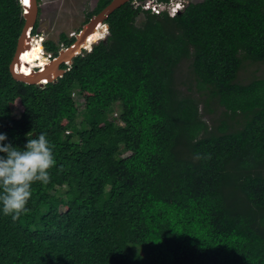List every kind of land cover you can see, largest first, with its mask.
Returning a JSON list of instances; mask_svg holds the SVG:
<instances>
[{
    "label": "trees",
    "instance_id": "1",
    "mask_svg": "<svg viewBox=\"0 0 264 264\" xmlns=\"http://www.w3.org/2000/svg\"><path fill=\"white\" fill-rule=\"evenodd\" d=\"M105 23L62 77L27 85L9 71L23 6L0 0V132L18 146L45 132L56 160L29 211L0 214V264H264V75L242 80L264 65V0L173 17L130 1Z\"/></svg>",
    "mask_w": 264,
    "mask_h": 264
},
{
    "label": "clouds",
    "instance_id": "2",
    "mask_svg": "<svg viewBox=\"0 0 264 264\" xmlns=\"http://www.w3.org/2000/svg\"><path fill=\"white\" fill-rule=\"evenodd\" d=\"M102 25L107 26V31L100 33L97 41L104 40L108 35V25L105 22ZM36 28L37 25L34 27L35 34H32L33 30L31 32V38H34L35 35L39 36V33H36ZM78 33L79 31L76 35ZM68 38L75 40V37L68 36ZM40 45L42 46V56L45 57L48 53L44 51L42 42ZM92 46L89 49L83 48L82 53L83 51L90 52ZM66 47L63 43L60 44L58 52ZM38 68L40 67L32 69L37 70ZM78 102L82 105L83 100L77 99ZM53 147L45 132L27 137L22 146L12 144L8 140L7 133L0 132V214L10 215L15 220L22 213L29 211L26 205L31 196L33 184L36 182L47 184L50 176L49 170L56 165Z\"/></svg>",
    "mask_w": 264,
    "mask_h": 264
},
{
    "label": "water",
    "instance_id": "3",
    "mask_svg": "<svg viewBox=\"0 0 264 264\" xmlns=\"http://www.w3.org/2000/svg\"><path fill=\"white\" fill-rule=\"evenodd\" d=\"M29 1L31 5L29 4V6H23L25 10L23 13L24 26L18 38L15 54L10 64L9 71L12 78L16 82L43 87L45 83L54 82L58 78L62 77L66 70L62 69L61 66L64 64L70 66L72 59L82 54V50L85 48L84 44H86V40L90 33L98 32L100 34L104 32L103 28L100 26H103L102 24L115 10L131 0H111L108 5H106L95 16L91 17L90 20L81 28L71 45L61 49L57 56L45 66L40 67L37 70L32 69L31 73L23 75L19 72V59L26 47L25 42L29 39L32 30L36 26L37 16L39 13L37 0ZM40 31L41 27L37 26L36 33H40Z\"/></svg>",
    "mask_w": 264,
    "mask_h": 264
},
{
    "label": "rangeland",
    "instance_id": "4",
    "mask_svg": "<svg viewBox=\"0 0 264 264\" xmlns=\"http://www.w3.org/2000/svg\"><path fill=\"white\" fill-rule=\"evenodd\" d=\"M189 1L194 3L200 2L201 0ZM97 2L98 0H37L39 13L36 25L41 27L39 38L41 37L42 43L45 40H53L56 42L59 40V36L62 33L69 37L71 34L77 33L87 23V17L94 10ZM140 20L141 19H138V21ZM254 73L264 75V65L247 62L245 70L242 72V80H245L246 77ZM178 77L186 86L189 84L188 81H194L192 77H190L187 62L180 66ZM193 85H191V87L195 90ZM181 89L186 91L185 87H181ZM78 104L79 108H81L80 102H78ZM214 110V115H205L204 119L210 121L211 118L221 113V109L216 106H214ZM126 155L127 154H125V156Z\"/></svg>",
    "mask_w": 264,
    "mask_h": 264
},
{
    "label": "bare ground",
    "instance_id": "5",
    "mask_svg": "<svg viewBox=\"0 0 264 264\" xmlns=\"http://www.w3.org/2000/svg\"><path fill=\"white\" fill-rule=\"evenodd\" d=\"M25 6H29L30 1L26 0L24 2ZM31 5V4H30ZM100 34L97 32L90 33L89 37L86 40L85 48L89 49L92 44H94ZM26 47L24 48L20 59H19V72L23 75L29 74L32 72V68L34 67H43L46 65V61L42 56V47L40 45V41L34 38L29 37V39L25 42Z\"/></svg>",
    "mask_w": 264,
    "mask_h": 264
},
{
    "label": "built area",
    "instance_id": "6",
    "mask_svg": "<svg viewBox=\"0 0 264 264\" xmlns=\"http://www.w3.org/2000/svg\"><path fill=\"white\" fill-rule=\"evenodd\" d=\"M25 1L26 0H20L22 6L25 5ZM190 2L191 1L189 0H131V3L135 8L140 7L142 10L148 11L155 15L166 13L170 17L175 16L179 11L183 10L186 5ZM101 28H103L104 31H107V26H101ZM70 37H76V33L71 34ZM40 38L38 35L34 36V39H38L41 43L42 41ZM61 47H63V45H61ZM53 59L54 56H52V54L50 53L46 54V56L44 57L46 63L50 62Z\"/></svg>",
    "mask_w": 264,
    "mask_h": 264
},
{
    "label": "flooded vegetation",
    "instance_id": "7",
    "mask_svg": "<svg viewBox=\"0 0 264 264\" xmlns=\"http://www.w3.org/2000/svg\"><path fill=\"white\" fill-rule=\"evenodd\" d=\"M90 18H91V17H90ZM90 18H89V20H90ZM89 20H88V21H89ZM88 21H87V22H88ZM37 26H38V25H37ZM39 27H40V26H39ZM80 30H81V29H80ZM80 30H79V31H80Z\"/></svg>",
    "mask_w": 264,
    "mask_h": 264
},
{
    "label": "snow or ice",
    "instance_id": "8",
    "mask_svg": "<svg viewBox=\"0 0 264 264\" xmlns=\"http://www.w3.org/2000/svg\"><path fill=\"white\" fill-rule=\"evenodd\" d=\"M179 7V6H178Z\"/></svg>",
    "mask_w": 264,
    "mask_h": 264
}]
</instances>
